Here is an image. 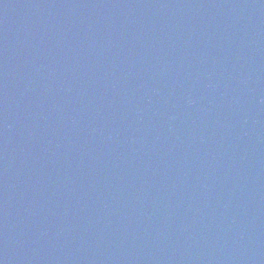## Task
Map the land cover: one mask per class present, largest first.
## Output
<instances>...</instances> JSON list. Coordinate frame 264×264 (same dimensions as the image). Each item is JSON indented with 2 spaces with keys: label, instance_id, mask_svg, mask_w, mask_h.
<instances>
[{
  "label": "water",
  "instance_id": "95a60500",
  "mask_svg": "<svg viewBox=\"0 0 264 264\" xmlns=\"http://www.w3.org/2000/svg\"><path fill=\"white\" fill-rule=\"evenodd\" d=\"M0 264H264V0H0Z\"/></svg>",
  "mask_w": 264,
  "mask_h": 264
}]
</instances>
